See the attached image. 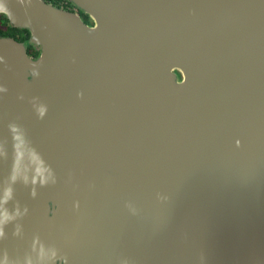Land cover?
I'll list each match as a JSON object with an SVG mask.
<instances>
[{
  "label": "water",
  "instance_id": "water-1",
  "mask_svg": "<svg viewBox=\"0 0 264 264\" xmlns=\"http://www.w3.org/2000/svg\"><path fill=\"white\" fill-rule=\"evenodd\" d=\"M69 1L0 0V264H264V0Z\"/></svg>",
  "mask_w": 264,
  "mask_h": 264
},
{
  "label": "trees",
  "instance_id": "trees-1",
  "mask_svg": "<svg viewBox=\"0 0 264 264\" xmlns=\"http://www.w3.org/2000/svg\"><path fill=\"white\" fill-rule=\"evenodd\" d=\"M54 6L68 9V6H74L69 0H45ZM85 16V22L89 24L90 16L82 12ZM3 20V26H0V38L9 37L14 38L22 43H25L28 49V53L33 56L34 58H38L41 54V49L36 47L35 45L31 44L30 38L31 33L28 29H18L13 27L9 20L7 19L6 15H0V21Z\"/></svg>",
  "mask_w": 264,
  "mask_h": 264
},
{
  "label": "flooded vegetation",
  "instance_id": "flooded-vegetation-1",
  "mask_svg": "<svg viewBox=\"0 0 264 264\" xmlns=\"http://www.w3.org/2000/svg\"><path fill=\"white\" fill-rule=\"evenodd\" d=\"M67 8H68L67 10H71V11L77 12L78 14L81 15L82 19L85 20V16L82 14V11L78 10L75 6H68ZM89 19H90V20H89L88 23H89L90 25H94V21H93L91 18H89ZM3 130H4V127H3ZM69 234H71L70 236H73V233H72V232H69ZM2 242H6L7 245H8V243H9L11 246H13V245L15 246V243H16V242H19V241H18V240H15V239H9V238H8V241H7V240L2 239V237H1V238H0V243H2ZM10 242H14L13 245H12ZM73 242H74V241H73ZM57 264H67V262H66V258H65V257L62 258V260L59 261Z\"/></svg>",
  "mask_w": 264,
  "mask_h": 264
},
{
  "label": "rangeland",
  "instance_id": "rangeland-1",
  "mask_svg": "<svg viewBox=\"0 0 264 264\" xmlns=\"http://www.w3.org/2000/svg\"><path fill=\"white\" fill-rule=\"evenodd\" d=\"M0 26H1V27L3 26V20L0 21Z\"/></svg>",
  "mask_w": 264,
  "mask_h": 264
}]
</instances>
